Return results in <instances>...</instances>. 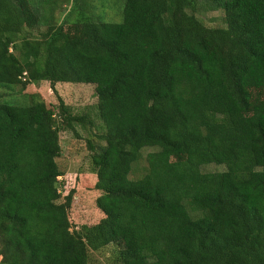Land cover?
Masks as SVG:
<instances>
[{"label":"trees","instance_id":"obj_1","mask_svg":"<svg viewBox=\"0 0 264 264\" xmlns=\"http://www.w3.org/2000/svg\"><path fill=\"white\" fill-rule=\"evenodd\" d=\"M68 1L33 36L56 0L43 13L0 0V87L31 94L0 103V264H90L110 245L119 264H264V0H124L120 23ZM201 4L221 7L225 27L204 25ZM40 83L95 85L104 217L79 231L56 160L60 131L91 121L58 94L48 102ZM147 148L157 151L133 180Z\"/></svg>","mask_w":264,"mask_h":264},{"label":"rangeland","instance_id":"obj_2","mask_svg":"<svg viewBox=\"0 0 264 264\" xmlns=\"http://www.w3.org/2000/svg\"><path fill=\"white\" fill-rule=\"evenodd\" d=\"M43 1L32 0L37 7L40 6L41 13H43ZM55 3L57 8L53 13L54 19L49 18V20L42 23L41 27L27 29L33 36H40L49 26L58 25L71 9V2L68 0H56ZM104 5L111 6L105 7ZM124 6V0H91L89 1V14L93 17H99L103 14L105 22L120 23L123 21ZM196 15L207 27H225V14L218 5L201 4ZM35 87L37 93L47 99L48 102H56L57 94L62 96L71 105L73 114L87 116V121H91V123L74 124L72 128L65 126V129L60 131L62 153L56 161L63 173L59 181V188L63 197L70 192H73L74 195L72 207L69 210L72 230L79 231L85 225H96L104 216L96 207V200L101 195V191L96 189L98 178L92 165L91 157L94 152L91 147L94 146L98 149L103 145L98 137L104 130L103 123L98 116V98L95 85H58L57 93L54 91L52 93L47 84L40 83L36 84ZM25 91L22 90L21 86L0 87V103L27 105L31 94ZM155 151H157L155 148H147L142 151L141 160L132 168L131 179L137 180L144 176L147 168L146 157L149 153ZM224 170L225 167L216 165L203 168L205 172H221ZM117 251L118 248L115 245L107 246L98 251H91L90 264H119L116 258Z\"/></svg>","mask_w":264,"mask_h":264}]
</instances>
